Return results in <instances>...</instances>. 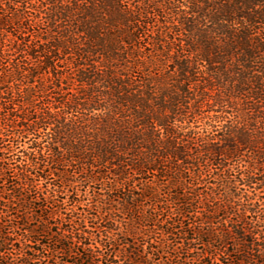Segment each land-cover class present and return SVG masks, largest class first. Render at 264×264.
<instances>
[{
	"label": "trees",
	"instance_id": "trees-1",
	"mask_svg": "<svg viewBox=\"0 0 264 264\" xmlns=\"http://www.w3.org/2000/svg\"><path fill=\"white\" fill-rule=\"evenodd\" d=\"M0 211V264H264V0H0Z\"/></svg>",
	"mask_w": 264,
	"mask_h": 264
},
{
	"label": "rangeland",
	"instance_id": "rangeland-1",
	"mask_svg": "<svg viewBox=\"0 0 264 264\" xmlns=\"http://www.w3.org/2000/svg\"><path fill=\"white\" fill-rule=\"evenodd\" d=\"M33 143V136H29L26 140H24L21 144L17 145L16 142H14L13 140H11L10 142H8V149L9 151H7L5 159L6 162L9 164V166L14 169L15 171L17 170L18 167L23 165V161L25 160V155L27 152H29V147L31 146V144ZM7 164V165H8ZM18 171V170H17ZM74 171L71 170V175H73ZM61 185L59 179L55 178V177H51L49 179V182L46 183V185H44V189L48 188L49 190H51V192H54V190H58V187ZM73 189H68L63 187V189H66L64 191L65 194L61 195V197L64 199L65 202V206L62 207L61 209V216L63 218V220H71L72 221V225H76L80 220H84L87 222L88 225V229L89 231H91L92 233L94 232L95 235H98L99 232L96 233V230H94L92 227H95V225L93 223H97V222H93L92 218H95V215H97V212L101 211V204L98 205L97 203H93V195L94 193L97 192L98 195V199L101 200H110V201H115L118 200L119 197H121L122 195L120 194L119 191H113L111 193H109L107 191V188H103V190H99L98 186H94L93 184H89V183H84L83 180L81 178H79V176H75L74 177V185H73ZM62 190V189H61ZM55 194V193H54ZM71 197L73 198H77L81 201V206H76V204L72 203L70 199ZM92 206H94L92 208ZM87 207H91L93 209L92 212L87 213L85 211V208ZM93 213V215L91 214ZM12 214L11 213H6L5 211H0V218L3 219V217L7 218L6 220H10L13 217L10 216ZM9 216V217H8ZM11 217V218H10ZM124 218V219H123ZM126 218V219H125ZM119 221H124L125 223H127V216H123V215H119ZM76 223V224H75ZM68 227L70 228V224H65L64 229ZM119 230L121 232V236L119 237V242L120 245H122V249H124L125 251L127 250V246L124 245L125 243L127 244V237L125 236L126 234V229L124 227V225H120ZM54 231H57L56 229ZM22 236L21 233L17 234L16 240H21ZM42 241L44 243V245L48 246L47 249L44 250V257L43 255L42 257V264H72V263H76V261L81 260V258H84L85 256V252L83 250V248H77V250L75 249L72 253V257L70 259L65 258L63 255H56V253H52L50 252V250H52L55 247L56 244V239H52L49 236H45L42 238ZM180 242V241H179ZM135 243H138L139 245L143 244L142 240H137L135 241ZM100 245V244H98ZM50 246V247H49ZM198 250L201 251L200 247L197 246ZM54 256V257H53ZM16 257V256H15ZM49 258V260H47L46 258ZM44 258V259H43ZM155 259V264H159L160 260L158 255H156L154 257ZM88 264V263H85ZM120 264H124L123 262H121Z\"/></svg>",
	"mask_w": 264,
	"mask_h": 264
}]
</instances>
